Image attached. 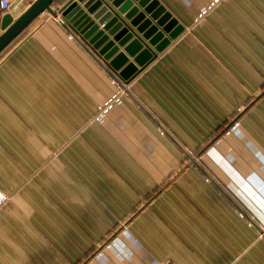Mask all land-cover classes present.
<instances>
[{
  "label": "crops",
  "instance_id": "1",
  "mask_svg": "<svg viewBox=\"0 0 264 264\" xmlns=\"http://www.w3.org/2000/svg\"><path fill=\"white\" fill-rule=\"evenodd\" d=\"M160 1L137 102L48 12L0 55V264H264V0Z\"/></svg>",
  "mask_w": 264,
  "mask_h": 264
},
{
  "label": "water",
  "instance_id": "2",
  "mask_svg": "<svg viewBox=\"0 0 264 264\" xmlns=\"http://www.w3.org/2000/svg\"><path fill=\"white\" fill-rule=\"evenodd\" d=\"M46 12L58 18L69 36L136 102L127 86L186 29L160 0H36L19 18H1L0 55Z\"/></svg>",
  "mask_w": 264,
  "mask_h": 264
},
{
  "label": "built area",
  "instance_id": "3",
  "mask_svg": "<svg viewBox=\"0 0 264 264\" xmlns=\"http://www.w3.org/2000/svg\"><path fill=\"white\" fill-rule=\"evenodd\" d=\"M0 5H1V8L2 10H9V7H10V0H0ZM169 264H172V263H169Z\"/></svg>",
  "mask_w": 264,
  "mask_h": 264
}]
</instances>
